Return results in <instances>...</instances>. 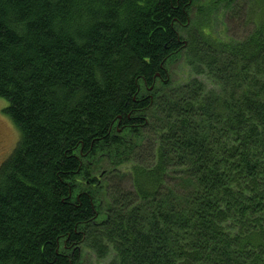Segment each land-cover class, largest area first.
Masks as SVG:
<instances>
[{
	"label": "trees",
	"instance_id": "trees-1",
	"mask_svg": "<svg viewBox=\"0 0 264 264\" xmlns=\"http://www.w3.org/2000/svg\"><path fill=\"white\" fill-rule=\"evenodd\" d=\"M0 98V264H264V0H0Z\"/></svg>",
	"mask_w": 264,
	"mask_h": 264
},
{
	"label": "rangeland",
	"instance_id": "rangeland-1",
	"mask_svg": "<svg viewBox=\"0 0 264 264\" xmlns=\"http://www.w3.org/2000/svg\"><path fill=\"white\" fill-rule=\"evenodd\" d=\"M202 1L204 4H211V2H215L217 0H199ZM249 0H236L238 3H244ZM214 24L217 27V31L223 32L225 30L224 21H226V17L218 14L213 15ZM239 22L237 23V26ZM236 32V30H235ZM234 32V33H235ZM181 66V65H179ZM173 73L176 74V79L181 81L185 77V72L183 69L181 71L177 68L173 70ZM8 106V102L4 101L0 98V165L8 159V156L12 154V152L17 147L18 141L21 137L18 129L16 126L11 122L9 117L3 113L5 108Z\"/></svg>",
	"mask_w": 264,
	"mask_h": 264
}]
</instances>
